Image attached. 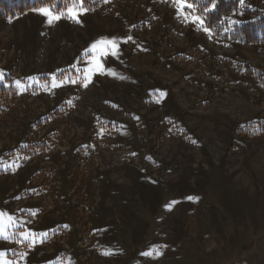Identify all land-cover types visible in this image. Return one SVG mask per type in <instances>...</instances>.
I'll use <instances>...</instances> for the list:
<instances>
[{
    "label": "rangeland",
    "instance_id": "obj_1",
    "mask_svg": "<svg viewBox=\"0 0 264 264\" xmlns=\"http://www.w3.org/2000/svg\"><path fill=\"white\" fill-rule=\"evenodd\" d=\"M202 11L0 18V264H264V0Z\"/></svg>",
    "mask_w": 264,
    "mask_h": 264
},
{
    "label": "trees",
    "instance_id": "obj_2",
    "mask_svg": "<svg viewBox=\"0 0 264 264\" xmlns=\"http://www.w3.org/2000/svg\"><path fill=\"white\" fill-rule=\"evenodd\" d=\"M54 0H0V18H14L28 10L51 5ZM242 0H201L203 20L210 29H216L224 18L240 10ZM235 41L256 44L264 43V18L240 27L231 34ZM264 82V81H263Z\"/></svg>",
    "mask_w": 264,
    "mask_h": 264
}]
</instances>
